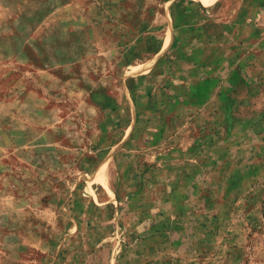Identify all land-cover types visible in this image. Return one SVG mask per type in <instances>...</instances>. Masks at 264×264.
Wrapping results in <instances>:
<instances>
[{
    "label": "rangeland",
    "instance_id": "rangeland-1",
    "mask_svg": "<svg viewBox=\"0 0 264 264\" xmlns=\"http://www.w3.org/2000/svg\"><path fill=\"white\" fill-rule=\"evenodd\" d=\"M176 1L0 0V264H264V10Z\"/></svg>",
    "mask_w": 264,
    "mask_h": 264
},
{
    "label": "crops",
    "instance_id": "crops-1",
    "mask_svg": "<svg viewBox=\"0 0 264 264\" xmlns=\"http://www.w3.org/2000/svg\"><path fill=\"white\" fill-rule=\"evenodd\" d=\"M203 1V0H201ZM210 2L211 4L206 5L203 2L195 4L192 0H184L181 6L178 7V12H176L177 17H180L182 12H185V17H181L182 25L180 31L190 32L195 29V22L200 20H196L195 22L191 21V17H196L199 13V9L203 10L205 15H210L209 17L202 19L203 24L207 23L205 27V32L207 33V37L209 40L214 38V33L217 28H219V33H226L228 36L232 35L235 30L240 29L244 26L251 32L250 36L253 35L254 43L259 39V34H263V29L260 26L262 23H259L261 18H263V12H261V8L264 10V0H204ZM213 2V3H212ZM218 6L219 10H217L214 14H211L210 9ZM208 11V12H205ZM219 15V17L217 16ZM217 19H213V18ZM174 19V18H173ZM186 21V22H185ZM192 25V26H190ZM240 28H239V27ZM234 31V32H233ZM211 32V33H210ZM199 34L194 35L192 39L187 38L186 40H174L172 42V46H177L178 51H181L182 59L190 61V62H199L201 59V53H199V49L197 46L196 39ZM250 38L248 36L245 37ZM179 39V38H178ZM252 40L248 39L247 41ZM192 53V58L190 56Z\"/></svg>",
    "mask_w": 264,
    "mask_h": 264
},
{
    "label": "trees",
    "instance_id": "trees-1",
    "mask_svg": "<svg viewBox=\"0 0 264 264\" xmlns=\"http://www.w3.org/2000/svg\"><path fill=\"white\" fill-rule=\"evenodd\" d=\"M183 1H184V0L176 1V2L173 4L174 7H172V17L174 18V21H176V22H177L178 20H180L181 17H185V12H182V13L180 14V17H177L176 12H175V10H174V8L177 7V6H180V5L182 4ZM175 4H176V5H175ZM179 4H180V5H179Z\"/></svg>",
    "mask_w": 264,
    "mask_h": 264
},
{
    "label": "bare ground",
    "instance_id": "bare-ground-1",
    "mask_svg": "<svg viewBox=\"0 0 264 264\" xmlns=\"http://www.w3.org/2000/svg\"><path fill=\"white\" fill-rule=\"evenodd\" d=\"M204 1V0H203Z\"/></svg>",
    "mask_w": 264,
    "mask_h": 264
}]
</instances>
